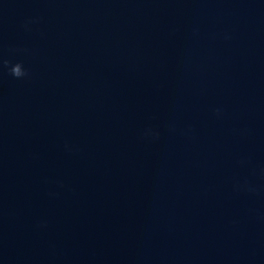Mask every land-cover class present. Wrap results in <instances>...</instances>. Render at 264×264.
Returning a JSON list of instances; mask_svg holds the SVG:
<instances>
[{"label": "water", "instance_id": "obj_1", "mask_svg": "<svg viewBox=\"0 0 264 264\" xmlns=\"http://www.w3.org/2000/svg\"><path fill=\"white\" fill-rule=\"evenodd\" d=\"M0 264H264V0H0Z\"/></svg>", "mask_w": 264, "mask_h": 264}, {"label": "clouds", "instance_id": "obj_2", "mask_svg": "<svg viewBox=\"0 0 264 264\" xmlns=\"http://www.w3.org/2000/svg\"><path fill=\"white\" fill-rule=\"evenodd\" d=\"M0 64H2L3 66H10L9 71L11 75L14 76L15 78L20 79V78L28 77L30 75V73L24 68L22 62H17L15 64H12L11 61L0 58Z\"/></svg>", "mask_w": 264, "mask_h": 264}]
</instances>
